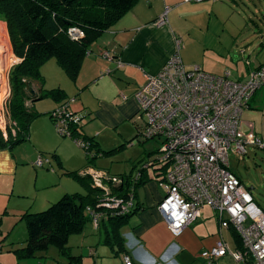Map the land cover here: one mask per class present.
<instances>
[{
  "label": "built area",
  "instance_id": "1",
  "mask_svg": "<svg viewBox=\"0 0 264 264\" xmlns=\"http://www.w3.org/2000/svg\"><path fill=\"white\" fill-rule=\"evenodd\" d=\"M204 0H184V3H201ZM217 1V0H215ZM169 9L157 20V26L168 24ZM72 40L83 37V33L71 28ZM8 35V38H7ZM9 39V43H8ZM180 42L176 53L169 58L156 75L145 74L146 83L134 94L138 112L144 124L141 136L147 140H158L163 160L170 168L159 182L165 192L158 211L168 230L179 236L187 227L200 218L204 206H210L220 223H227L239 235L242 249L231 250L221 241L216 247L203 251L200 257L212 264L225 256H231L236 264L249 260L253 264H264V212L254 203L249 190L230 170L231 153L246 154L250 143L264 150V142L247 138L239 131L244 111L251 100L264 87V65L251 70L241 81H234L229 73L214 75L205 72L199 65L186 66L180 56ZM87 55H90L88 53ZM108 62L123 63L112 52H103ZM14 53L9 32H0V132L4 140L16 134V122L10 118L9 104L12 99L10 76L21 63ZM110 70L106 71L109 74ZM75 102L70 99L51 113L55 128L62 136L73 138L77 145L87 149L90 143L75 136L80 129V116L71 110ZM251 139V140H249ZM46 160L39 157L36 168H43ZM150 167L146 164L143 170ZM103 172L87 170L92 186L103 191L104 197L98 207L113 213L129 212L133 208V197L124 199L113 195L111 187L100 186V181L115 182L121 179L105 176ZM140 173L137 178L141 177ZM108 185V183H106ZM88 209L94 230H98L103 214ZM125 264H134L129 256Z\"/></svg>",
  "mask_w": 264,
  "mask_h": 264
},
{
  "label": "crops",
  "instance_id": "2",
  "mask_svg": "<svg viewBox=\"0 0 264 264\" xmlns=\"http://www.w3.org/2000/svg\"><path fill=\"white\" fill-rule=\"evenodd\" d=\"M168 1L171 0H147L145 3L139 0L92 46L91 54L84 59L81 67L89 78L83 95L88 91L92 99L78 103V100L72 96L76 92L75 88H69L70 91L63 89L68 98L75 100L71 105L73 112L83 118L94 119L102 129H113L122 122L132 121L138 112L134 94L146 83L145 74H158L169 58L176 53L179 42L180 56L182 48L184 49V55L181 57L183 63L186 66L199 65L210 74L229 73L232 80L241 81L251 70L261 66L252 67L251 61H243L244 51H234L233 44L219 49L212 42L193 38L190 34H185L181 38L173 28H170L169 22L166 26H157L156 22L166 10L164 7ZM181 4H184V1L174 6L178 7ZM171 12L168 18L172 15ZM183 38L184 41H182ZM103 52H112L115 58L124 64L123 67L118 68L116 62L105 60ZM107 70H110L109 74H106ZM79 85L83 86V82ZM33 88L38 95L42 90L55 89L54 87L46 88L45 82L43 85L33 82ZM56 88L62 89L60 86ZM34 102L36 101H29L28 106L35 110V106L32 105ZM52 102L54 103L53 111L63 103ZM50 121L52 120L48 121L47 127L55 134V128ZM239 131L243 135L253 132L258 140L264 142V92L259 96L256 94L251 100L250 106L244 111ZM85 135L97 140L96 135ZM35 148L32 149L33 154L36 153ZM19 149L20 147H0V214L4 208L5 214L11 211L10 214L14 217H21L23 213L30 211L29 207L20 209L15 204L19 200L28 201L30 198L29 193L21 190L23 188L17 185L15 178L24 166L30 168L31 164L36 168L34 164L37 159L18 156ZM29 149L28 146L26 150ZM28 160L31 163H28ZM45 175L41 172L35 173L37 179ZM144 177L147 181L135 189L136 213L129 221L117 230L108 219L98 230L93 228L94 231L105 236L104 245L111 249L115 259L121 264H125L126 256H129L134 264H188L192 258L199 259L203 251L210 250L224 241L220 237L225 230L223 225L232 232V228L227 223L219 222L212 208L204 206L200 211V218L175 237L168 230L167 224L158 211V205L165 192L158 179L151 177L148 173L143 175ZM56 181L55 178L54 182ZM53 187L54 185L43 184L38 188L37 191H45V200L38 203L42 209L55 203L62 195L68 194H63L62 190H51ZM230 249L239 250L235 234L234 245L230 246ZM221 262L236 264L229 255L216 261V263ZM242 264H253V261L249 260Z\"/></svg>",
  "mask_w": 264,
  "mask_h": 264
},
{
  "label": "rangeland",
  "instance_id": "3",
  "mask_svg": "<svg viewBox=\"0 0 264 264\" xmlns=\"http://www.w3.org/2000/svg\"><path fill=\"white\" fill-rule=\"evenodd\" d=\"M143 1L145 3L147 0ZM182 1L184 0H171L164 7L169 9V13L172 11L168 22L170 28H173L177 35L182 38L185 34H190L193 38L206 39L219 49L233 44L234 51H244L243 61H251L252 67L264 65V0H204L201 3H184L178 7L174 6ZM0 32L3 35L8 32L4 17L1 16ZM183 55L184 49L182 48L181 57ZM41 73L46 88L60 86L66 91L67 89L70 91L69 88H75L76 92L72 96L78 100V103L92 99L91 93L88 91L83 95L89 78L82 69L81 74L74 81L58 65L55 58H50L42 64ZM82 82L83 86H80L79 84ZM263 92L264 87L257 92V95L259 96ZM32 105L41 115L30 127V139L20 142L14 147H20L18 156L37 158L36 161L42 157L47 162L43 169L34 168L30 164V168L24 166L18 172L15 181L18 186L23 188L19 189L29 193L30 198L28 201L19 200L15 204L20 209L29 207L30 212L37 213L46 210V207L42 209V206L38 204L43 199L45 200V191H37L43 184L54 185L51 190H62L63 194H85L87 188L77 178L78 176L75 177L72 173L78 172L79 175H82L87 172V167H85L86 151L77 145L73 138L63 137L52 121L50 122L55 128V134L49 131L47 127L50 120L49 113L53 111L54 103L45 98ZM80 119L83 134L96 135V142L101 150L100 157L95 161L100 169L91 168L92 170L103 169L101 174L105 173L106 178L113 176L115 179L133 180L140 173L142 176L148 173L158 180L164 178L165 171L170 166L165 165L164 162H155L156 159L163 160L165 155L159 152L161 145L158 140H147L138 133L137 127L141 128L145 120L141 119L140 115H136L132 121L122 122L113 129L100 128L94 119L89 120L83 116H80ZM244 135L247 138H256L253 132ZM28 146L30 149L26 150ZM36 146L39 149L35 148ZM33 148L37 149L34 154ZM28 163L31 162L28 160ZM229 163L230 170L249 190L254 203L264 212V150L249 143L246 146V154L231 153ZM146 164L155 166L143 170ZM36 172L46 175L37 179ZM55 178L56 182H54ZM113 183L115 184L112 181H104L103 184L100 181L98 184L102 187H111L112 190L116 187ZM122 184L121 181L119 186ZM10 212L5 214L3 208V212L0 214V264H108L109 262L110 264H121L115 259L111 249L104 245L105 236L94 231L90 222L86 224L82 234H74L69 237L67 243L69 256L61 254L55 246H50L46 251L37 252L33 258H19L15 251L24 247L28 239V231L26 222L20 216L14 217ZM225 227L226 225H223L225 230L222 236L219 233L218 235L226 241L229 247H233L234 235ZM92 253L93 255H91ZM71 257H78L77 262L75 263ZM188 264H206V261L201 257L196 260L192 258Z\"/></svg>",
  "mask_w": 264,
  "mask_h": 264
},
{
  "label": "trees",
  "instance_id": "4",
  "mask_svg": "<svg viewBox=\"0 0 264 264\" xmlns=\"http://www.w3.org/2000/svg\"><path fill=\"white\" fill-rule=\"evenodd\" d=\"M138 1L0 0V16L4 17L7 24L14 53L22 60L10 76L13 94L9 104V114L17 124L16 134H10L9 139L4 140L0 132V147L12 148L29 139L30 127L40 116L28 106L29 101L48 98L56 103L64 104L70 100L61 88L42 90L40 95L33 90L34 95L30 94L28 88L32 90L33 82L44 84L41 73L42 64L50 58H55L66 74L76 81L84 59L89 56L88 53L91 54L92 46ZM71 28L80 30L83 37L72 40L68 34ZM51 113L49 115L52 120ZM138 130L141 134L139 126ZM74 133L75 136L90 143V146L84 149L87 168L100 169L95 162L101 152L98 143L94 138L83 134L82 127L79 130L76 129ZM72 175L78 176L77 178L87 188V192L64 194L44 211L23 213L21 219L26 222L28 239L22 249L15 251L17 257L30 259L37 252L48 250L50 246H55L61 254L69 256L67 247L69 237L82 234L86 224L91 222L88 209L103 214L104 219L100 226L108 219L117 230L136 213L135 189L147 181L143 176L133 180L121 179L122 186L113 188L111 194L124 199L133 197L134 204L129 212L113 213L111 210L98 207L104 193L101 189L92 186L91 178L86 172L82 175L74 172ZM232 233L235 234L239 249H242L241 239L233 228ZM71 258L75 263L78 260V257Z\"/></svg>",
  "mask_w": 264,
  "mask_h": 264
},
{
  "label": "water",
  "instance_id": "5",
  "mask_svg": "<svg viewBox=\"0 0 264 264\" xmlns=\"http://www.w3.org/2000/svg\"><path fill=\"white\" fill-rule=\"evenodd\" d=\"M28 90H29L30 94L34 95V91L33 90H31L30 88H28Z\"/></svg>",
  "mask_w": 264,
  "mask_h": 264
},
{
  "label": "bare ground",
  "instance_id": "6",
  "mask_svg": "<svg viewBox=\"0 0 264 264\" xmlns=\"http://www.w3.org/2000/svg\"><path fill=\"white\" fill-rule=\"evenodd\" d=\"M2 30V29H1ZM5 30V29H4Z\"/></svg>",
  "mask_w": 264,
  "mask_h": 264
}]
</instances>
